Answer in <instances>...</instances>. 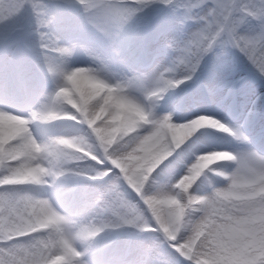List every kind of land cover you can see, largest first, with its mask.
I'll use <instances>...</instances> for the list:
<instances>
[{
	"label": "clouds",
	"instance_id": "obj_1",
	"mask_svg": "<svg viewBox=\"0 0 264 264\" xmlns=\"http://www.w3.org/2000/svg\"><path fill=\"white\" fill-rule=\"evenodd\" d=\"M0 264H264V0H0Z\"/></svg>",
	"mask_w": 264,
	"mask_h": 264
}]
</instances>
